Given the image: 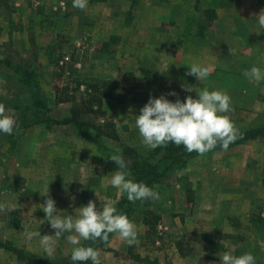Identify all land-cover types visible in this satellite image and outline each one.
<instances>
[{
	"label": "rangeland",
	"instance_id": "374dc122",
	"mask_svg": "<svg viewBox=\"0 0 264 264\" xmlns=\"http://www.w3.org/2000/svg\"><path fill=\"white\" fill-rule=\"evenodd\" d=\"M52 1V8L57 6L56 9L61 10L55 12L51 8V12L47 8L48 18L42 22L46 24V29H40L36 0H24L26 12L14 14L9 20V24L16 28L23 26L27 31L42 30L43 34L38 40L41 47L32 38L27 39L26 33H21L17 39L4 40L1 37L0 60L9 57L14 63L24 60L34 66L42 90L50 102L52 118L62 120L77 110L78 120L85 125V129L91 133L102 132L104 144L109 148L123 150L132 147L143 152L152 149L142 143V137L137 131L130 135L132 131H127L128 128L120 124L118 109L126 100L123 93L127 91L131 95V92L138 91L141 100L161 95L171 101H175V97L181 101L187 96L197 97L195 94L183 93L186 87L194 89L196 85H170L169 71L155 68V62H159L156 57L159 47L155 43L159 38L150 39L151 33L157 32L158 37H165L163 48L168 50L173 47L169 41H175L170 38L172 32H200L202 27L211 28L212 19L219 17L220 29H225L226 34L225 38L217 41L226 43L228 31L238 30L241 20H247L255 30L254 16L264 10V0H87V7L83 10L74 8L73 0H49L47 7H50ZM63 1L67 5L65 10L58 6ZM7 23V18L5 21L0 20V35ZM158 31L163 33L159 35ZM132 32L146 34L150 45L147 46L143 39L126 36ZM259 35L258 39L264 45V33ZM235 40V33L230 32V41ZM43 48L46 49L45 53L42 52ZM261 53L264 54V46ZM144 54L149 61L143 63ZM262 54L257 59L254 54H246L233 44L231 47L222 46L221 49L218 46L214 54L205 55L206 62L211 64L214 61L217 67L226 68L222 71L226 72L227 78H217L215 83L209 81L206 88L210 91L222 89L231 96L233 111L229 115L232 114L230 117L236 128L244 127L246 124H241L244 120L247 123H259V118H253L256 115L253 104L261 94L262 99L259 101L264 108V93L261 91L256 95L255 83L247 79L243 72L253 64L264 67ZM261 85L264 89V84ZM172 92L177 95H168ZM242 93H246L248 98L242 96ZM0 102L11 110L10 114L14 116L16 124L20 120L21 111L30 103L29 95L17 77L1 64ZM65 113L68 116L63 115ZM260 121L264 124V118ZM46 128L44 125H34L14 129L12 135L0 134V202L6 204L5 210L0 211V242L10 243L29 253L44 255L41 257L44 259L51 257L52 261H63L69 259L70 255L67 254L71 247L53 245L52 254L48 255L41 247L39 236L30 240L25 236V232L46 235L42 227L49 222L39 206L49 198V193L51 195L55 191L51 175H60L61 172L59 165L60 160H63L64 145H57L50 151L33 144L35 140H47V135L40 133L46 132ZM31 129H37L36 134L26 137V130ZM59 136L57 132L56 138ZM258 168L261 169V166ZM263 177L262 174L257 176V180H252L249 185L254 197L260 194L257 187L264 186V182H261ZM183 178L173 175L172 179L167 178L155 187L160 198L139 201V212L132 219L135 224L149 220L152 229L158 233L161 229L168 231L170 234L164 235V246L167 248H163L166 250L158 252L150 245L148 248H152V252L147 253L140 242L143 229H137V242L132 246L114 233L109 242L113 240L114 246L119 242L120 246L114 250L108 242L103 250L98 249L99 253L102 252V264H133L130 260H137L138 264H164L167 261V264H220L219 254L227 247L219 243L212 245L208 237H194L196 224L191 215V190L184 187L186 181ZM18 179L23 181L20 183ZM64 188L61 184L55 192H63ZM58 198L57 204L62 205L64 199ZM145 226L150 228L147 224ZM179 228L185 231L183 237L176 233ZM177 239L180 240L178 248L171 249L172 245L169 244ZM178 255L181 258H177ZM197 257H201V260H197ZM203 257L205 260H202ZM68 262L72 264L71 259ZM0 264L25 263L20 262L12 252L0 249Z\"/></svg>",
	"mask_w": 264,
	"mask_h": 264
},
{
	"label": "crops",
	"instance_id": "0c3cea01",
	"mask_svg": "<svg viewBox=\"0 0 264 264\" xmlns=\"http://www.w3.org/2000/svg\"><path fill=\"white\" fill-rule=\"evenodd\" d=\"M23 1L24 0H0V20L5 21L6 18L8 19V23L4 27L5 30L0 35V38H5L4 40L7 38L17 39L21 33H26L27 39L29 37L32 38L36 45L41 47L39 46L41 43L38 40L43 34L42 30L33 29L32 31H27L23 26L16 28L9 24L12 15L26 12V6ZM48 1L49 0H36L38 4L37 17L41 20L40 29H46V24L42 22H45L48 18L46 12L48 11L47 8H50L49 10L51 12L53 9L55 12L61 10H57V6L52 8L54 1L51 2L52 4L50 7H47ZM58 6H61L64 10L67 8L64 1ZM211 22V28L206 29V27H202L200 32L196 30H190L189 32L183 30L180 33L177 31L172 32L170 38L175 41L169 42L175 49L173 47L168 50L163 48L165 45V37H158L156 35L157 32L151 33L150 39L159 38V41L155 43L159 47L157 51L158 56H156L159 62H155L157 64L155 68L159 71H169L170 77H168V79L170 85L175 86L176 84L177 86L184 84V87L192 84L196 85V88L192 89V92L184 91L183 93L185 94H195L197 96L196 92L206 88V83L209 81L215 83L217 78H222V80L227 78L225 76L226 72L222 71L226 68H219L214 61L210 64L204 59L205 55L214 54L218 46L221 49L222 46L231 47L235 44L239 49L244 50V53L247 54L250 52L254 54L257 59L262 54V47L264 45L261 44V41L258 39L260 35L255 33L256 28L254 30V28H252L253 26L249 24L247 20L240 21L238 30L228 31V40L226 43L217 41V39L225 38L224 36L226 34L225 29H220L219 17H214ZM230 32L231 34L235 33L236 40L233 42L230 41ZM158 33L160 35L163 32L158 31ZM173 33H176V36H173ZM97 36L100 37L102 35L97 34ZM126 36L137 39L140 38V40L143 39L142 41L145 42L147 46L150 45V41L146 40L148 38L146 34L138 35L132 32V34ZM53 37L55 38V35H53ZM45 48L42 50L43 53L46 52ZM143 60V63L149 61L147 57ZM193 63L208 66L210 68V75L203 81H198L194 76L187 75L189 71L188 66ZM262 86L263 85L257 86L255 84L254 89L256 90V95L261 91L262 94L264 93V89L261 88ZM241 95L248 98L246 93H242ZM260 95L261 94L257 96L253 104L255 105V111L253 112L256 113L253 118H259V123L253 124V121L247 123L246 120H244L241 124H243V126L246 125L241 128L238 127V132L264 125L260 121L261 118H264V108L260 103L262 99H260ZM117 96H119V94H117ZM122 96H124L126 100L123 104L121 103L119 105L118 115L120 124L125 125L132 132H138L135 126V116L140 113V109L144 107L147 102L135 101V97L132 96V94L130 95L127 91L123 93ZM175 99L177 100L178 97H175ZM66 114L67 113L63 115L68 116V114ZM230 116H232V114ZM257 121L258 120L255 122ZM45 130L46 132L41 131L40 133L47 135V140H35V142L33 141L34 145L43 146L50 151L55 149L57 145H64L65 148L63 160H60L59 165V167H61L60 175H54V173L51 175L53 178L54 190L57 191V186L60 187L62 184L65 187L64 191L55 192L53 190L54 192L51 193V195L49 193V197L56 202V207L65 212L63 215H75V209L86 206L89 201L96 202L99 210H102V205L106 203H111L116 207L125 194V192L112 187L110 183V174L119 170L118 165L110 160L97 144L81 138L79 132H77L75 126L72 124L55 125ZM26 132V137L30 135L34 136L37 129H31V131L26 130ZM57 132L60 136L56 138ZM32 139L34 140V138ZM255 151L259 152L255 153ZM259 166H261V169L258 168ZM263 166L264 142L255 140L242 146L235 147L227 152L197 157L191 160L185 169L173 174L181 177L183 176V179L186 181L184 187L186 186V188L191 190V215H193V223L196 224L193 229L195 238L207 239L208 237L209 239L207 240H211L210 243H212V245L219 243L218 245L233 249L236 255L242 254V250H246L247 252L254 250L255 253H253L256 257V264H264V186L262 185L261 188L257 187L260 194L256 195V197L251 195L252 192L249 186L252 184V180H257V176L261 174L262 176L264 175ZM63 174L64 178L62 177ZM173 175L169 178L172 179ZM63 179L66 180L64 181ZM129 179H133L131 174ZM262 180L261 182H264V177ZM21 181L23 180L18 179V182L21 183ZM16 187L18 188V186ZM56 194H58V196H55ZM58 197L64 199L62 205L61 203L57 204ZM143 224L142 222H137L136 224L137 229H143V236L140 240L141 246L144 247L143 249L150 254L152 248L149 249L148 247L153 245V250L158 252L165 251L166 249L163 248L166 247L164 246V235L166 234L165 236H167L169 232L162 231L161 229L158 233L154 230V235L149 236L148 231L150 228L145 226V222H143ZM42 231L45 232L46 235L54 236L56 230L52 229L49 223L42 227ZM176 233L183 237L185 231H183V228H179V232L177 230ZM159 237H163V240L159 239ZM63 238L64 237L56 239L52 237L53 245L71 247L67 254L69 256L71 255L73 246L68 244ZM178 239L169 244L172 245L170 246L171 249L178 248L180 242ZM83 241L84 240H81V243ZM154 245L156 246L155 248ZM109 246L115 250L120 244L118 242L114 246L112 240L109 242ZM236 247H241L243 249H236ZM26 253L37 259H44L41 258L44 257V255L34 254L33 252L29 253L28 251ZM101 253L102 252L99 253V259L102 264L103 257L101 258ZM178 254H180V252ZM45 258L49 260L53 259L51 257ZM177 258H181V255H178ZM197 260H201V257H197ZM202 260H205V258L203 257ZM130 261L133 262V264L139 263L137 260ZM163 263L167 264L168 261L167 263Z\"/></svg>",
	"mask_w": 264,
	"mask_h": 264
},
{
	"label": "clouds",
	"instance_id": "9594fccd",
	"mask_svg": "<svg viewBox=\"0 0 264 264\" xmlns=\"http://www.w3.org/2000/svg\"><path fill=\"white\" fill-rule=\"evenodd\" d=\"M73 7L83 10L87 7V0H73ZM254 17L255 33H264V10ZM188 69L187 75L194 76L198 81H203L210 75V68L205 65L193 63ZM243 75L257 86L264 84V67L253 64L244 70ZM192 89L186 87L185 91L192 92ZM196 93V98L187 96L183 101H171L165 95L150 97L140 109L139 115L135 116V126L142 137V143L151 149L171 143L183 146L188 153L196 152L201 156L213 151L217 146L227 151L229 145L238 138V129L229 115L233 111L231 96L222 89L210 91L204 88ZM168 95L177 94L172 92ZM10 112L11 110L0 102V134L12 135L14 132L16 120ZM111 159L118 165L119 170L110 174V183L112 187L125 192L129 202L160 198L159 192L153 187L143 181L129 179L128 165L119 152ZM39 207L46 214L51 228L56 230L55 235L41 236L40 232H25L26 238L30 240L39 236L41 247L51 255L52 237H64L63 239L73 246L70 256L72 264H88L89 261L91 264H101L98 249L83 245L81 240L107 242L109 234L116 233L129 246L137 242V225L111 203L102 205V210H99L96 202L89 201L86 206L75 209V215H63L65 212L59 210L56 202L50 197ZM5 208L6 204L0 202V211ZM219 259L220 264H256V257L252 252L236 255L234 250L229 248L219 254Z\"/></svg>",
	"mask_w": 264,
	"mask_h": 264
},
{
	"label": "trees",
	"instance_id": "16d2710c",
	"mask_svg": "<svg viewBox=\"0 0 264 264\" xmlns=\"http://www.w3.org/2000/svg\"><path fill=\"white\" fill-rule=\"evenodd\" d=\"M0 64L9 69L17 77V80L24 87L30 98L29 105L26 106V109L21 111L20 120L16 124L15 129L30 128L34 125H44V127L50 128L55 125L72 124L77 128L81 138L97 144L101 151L110 160H112L111 157L113 155L119 152L124 157L133 180L136 182L143 181L153 188L160 185L175 172L185 169L191 160L201 156L196 152L188 153L183 146H176L171 143L167 146L157 147L156 149L147 152L132 147H125L123 150L111 149L104 144V136L102 132L91 133L85 129V125L83 126L78 120L79 112H77V110H73V113L70 116L62 120H56L51 117L49 101L42 90L39 76L32 64L24 60L14 63L9 57L0 60ZM131 93L132 96L135 97L134 100L137 102L149 101V99L141 100L138 96L140 93L138 91L137 93ZM127 131H129V129ZM132 134L133 132H130V135ZM237 135L238 138L229 145L227 151L247 144L250 141L261 140L264 142V125L238 132ZM227 151L217 146L213 151L208 152L205 155L218 154ZM138 202L139 201L134 203L129 202L127 194L125 193L118 202L116 208L132 220L139 212ZM145 224L150 226L151 222L145 220ZM113 234H109V240ZM148 235H154V230L151 226ZM159 239L163 240V237H159ZM109 240L107 242L101 240L93 242L89 240L83 241L82 244L85 246H92L96 249H103L104 246L108 244ZM0 249L12 252L20 262L25 264H70L68 260L71 255L68 260L52 261L49 259H37L27 254L24 250L17 249L10 243L0 242ZM88 264H91V262L89 261Z\"/></svg>",
	"mask_w": 264,
	"mask_h": 264
}]
</instances>
